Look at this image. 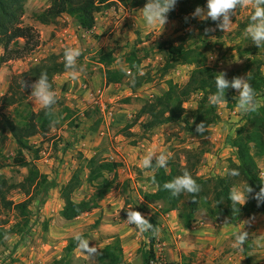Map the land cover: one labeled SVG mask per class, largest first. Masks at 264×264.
I'll return each instance as SVG.
<instances>
[{
    "label": "trees",
    "instance_id": "obj_1",
    "mask_svg": "<svg viewBox=\"0 0 264 264\" xmlns=\"http://www.w3.org/2000/svg\"><path fill=\"white\" fill-rule=\"evenodd\" d=\"M28 0H0V70L12 60L22 59L31 54L39 45L38 34L34 27L24 25L23 17ZM214 0H51L47 9L37 15L42 24H51L63 15H68L84 31H91L96 26V14L110 8L114 3L135 7L151 2L161 10L162 19H184L186 34L178 37V44L163 42L158 46L163 49L166 63L162 75L166 76L178 65L192 67L189 79L185 84L168 81V89L161 95L146 103L135 119L122 130L126 138L136 136L132 132L139 126L142 134L147 135L156 129L178 124L191 136L203 138L210 129L222 121L219 103H226L229 109L237 106L235 85L241 79L240 73L225 75L217 67L208 64V55L213 53L223 39L222 20L217 17L198 19L196 14L207 8ZM263 8L261 20H264V0H259ZM258 21L248 18L239 22L235 36L239 38V57L244 60L243 73L247 91L245 99L249 109L244 121L235 133L228 137V143L234 150V157L229 160L227 173L223 176L203 177L197 171L202 163L204 151L190 150L183 163L179 157L159 162L153 160L144 170L151 172L148 182L154 190H141V203L134 211L123 208L122 222H128L137 232H144L148 245L139 249L143 264H151L154 258V233L158 229L161 215L176 211L183 226L188 229L198 222V214L206 211L210 221H229L235 223L243 217L264 215V179L261 176V163H264V29L258 34H244L250 27L258 25ZM246 44V45H244ZM128 58L134 66L138 62L136 53ZM98 62L105 69L107 85L125 82V73L111 69L114 63V52L108 51L98 55ZM69 69L68 61L51 55L42 63L31 67L25 73L15 76L7 93L0 97L5 110L0 115V164L3 160L12 161V167L26 169L27 174L19 183H14L0 175V215L13 214L0 221V244H4L7 235L26 237L30 235L37 212L35 204H45L49 191L57 187L47 175L41 174L36 165L40 159V148L31 144L30 140L40 136L46 137L50 131L73 119L75 111L67 106L57 111L60 104L53 97L41 110L35 111L22 93V82H37L51 93L55 90V76ZM18 80H21L18 82ZM130 83L136 90L149 82V77L136 74ZM196 94H201L197 109L192 119H187L185 105ZM14 107L13 112L8 109ZM97 127V126H96ZM9 134L15 141L17 150L12 159L5 157L1 146ZM122 164L118 161L100 160L97 156L84 158L80 155L78 166L69 181L59 189L64 206L60 217L65 222L93 212L101 207V202L114 190L122 188L123 193L130 188V181H119L118 169ZM90 188L89 194L77 201L74 194L84 185ZM241 189L245 202L235 197V190ZM13 191L25 196L20 202L9 198ZM132 198H127L125 206L131 207ZM153 208L154 212L148 215ZM40 209V208H39ZM145 215V216H143ZM34 220V221H33ZM12 222V223H11ZM84 236L71 237L64 248V256L53 260L52 264H73L70 255L83 242ZM245 264H253L248 251L250 244L243 240ZM95 264H124V248L119 237L98 249L94 258Z\"/></svg>",
    "mask_w": 264,
    "mask_h": 264
},
{
    "label": "rangeland",
    "instance_id": "obj_2",
    "mask_svg": "<svg viewBox=\"0 0 264 264\" xmlns=\"http://www.w3.org/2000/svg\"><path fill=\"white\" fill-rule=\"evenodd\" d=\"M50 3L51 0L27 1L23 23L35 28L39 45L24 58L2 66L0 97L7 93L15 76L25 73L51 55H56L61 61H68L69 69L55 76L56 87L51 93L40 83L22 82L25 103L39 111L53 97H57L60 102L57 111L62 110L63 105L74 110L75 114L73 119L53 128L46 137L37 136L30 140L32 145L40 148V159L36 165L41 174L47 175L58 186L49 191L45 204L37 202L33 206V211L37 212L34 220L37 217L39 221L35 222L30 235L23 238L7 235L4 238V244H0V264H52L53 260L64 256V248L69 239L81 235L84 236L83 242L70 255L73 264H95L96 251L109 243L110 238L117 237L121 239L124 248V264H133L139 259L143 264L139 249L148 245V238L144 232H137L130 227L128 222L121 223L122 209L126 207L134 211L135 206L141 203V190H154L148 182L151 172L140 173L138 170L146 169L153 160L161 163L179 157L184 163L187 151L202 150L204 156L197 171L199 176L214 177L227 173L229 160L235 154L227 139L243 123L250 106L245 99L247 87L243 73L244 60L238 54L239 38L235 36V31L239 22L252 18L259 23L250 27L244 37L258 34L264 29V20H261L263 8L259 0H214L196 14L200 20L217 17L223 23V39L219 41L218 48L208 55V64L217 67L225 75L238 71L241 77L235 85L237 106L229 109L226 103H219L222 121L218 125L211 128L203 138L189 135L178 124L162 126L147 135H143L140 127L136 126L132 129L136 136L126 138L121 135V130L135 119L146 103L168 89V81L181 85L188 81L192 71L189 65H178L166 76L162 75L161 70L166 63L165 51L158 46L163 42L177 45L178 37L190 29L187 28L186 20L162 19L161 10L149 2L144 6L152 7L153 12L146 15L152 23L136 28L132 17L126 14L143 6H125L117 2L96 14L97 23L93 30L84 31L68 15L48 25L39 22L37 15L47 9ZM121 8L125 9L120 11ZM108 51L114 52L111 69L125 73V82L122 84L106 83V68L98 62V55ZM133 52L136 53L135 60L138 63L131 66L128 58ZM2 53L0 50V56ZM136 74L149 77V82L132 90L130 83ZM200 95L196 94L185 105V117L189 120L197 109ZM4 110L3 102L0 101V115ZM13 110L14 107L7 111L10 113ZM1 148L9 159L16 154V143L9 134ZM80 155L88 159L97 156L100 160L120 162L119 181L129 180L130 188L124 193L121 187L114 190L101 202L99 209L73 222H65L59 214L64 206L59 189L71 178ZM11 163V160L1 162L0 175L19 183L26 176L27 170L12 167ZM139 164L142 167L137 166ZM261 176L264 179V163H261ZM89 191V186L84 184L74 194L75 200H82ZM241 191L236 189L235 197L245 201ZM129 197L133 201L131 207L125 206ZM9 198L20 202L25 196L13 191ZM106 207L109 209L104 214ZM153 212L151 208L148 215ZM197 217L198 221L209 220L205 210H201ZM7 218L14 221L13 214L0 215L1 220ZM259 264H264V259Z\"/></svg>",
    "mask_w": 264,
    "mask_h": 264
},
{
    "label": "crops",
    "instance_id": "obj_3",
    "mask_svg": "<svg viewBox=\"0 0 264 264\" xmlns=\"http://www.w3.org/2000/svg\"><path fill=\"white\" fill-rule=\"evenodd\" d=\"M149 12H153L152 7L143 6L126 15L132 17L133 26L143 28L152 23L146 18ZM137 166L142 167L141 164ZM108 209L104 208V214ZM222 222L206 219L186 229L178 213L172 211L160 216L154 239L163 245L169 264H245L243 240L251 246L248 253L253 264H259L264 259V215L243 217L235 223ZM112 240L110 238L109 243Z\"/></svg>",
    "mask_w": 264,
    "mask_h": 264
},
{
    "label": "built area",
    "instance_id": "obj_4",
    "mask_svg": "<svg viewBox=\"0 0 264 264\" xmlns=\"http://www.w3.org/2000/svg\"><path fill=\"white\" fill-rule=\"evenodd\" d=\"M128 73H130V71H128ZM219 223L222 224L223 222L219 221ZM151 264H169L164 255L163 245L158 241H155L154 258L152 259Z\"/></svg>",
    "mask_w": 264,
    "mask_h": 264
},
{
    "label": "water",
    "instance_id": "obj_5",
    "mask_svg": "<svg viewBox=\"0 0 264 264\" xmlns=\"http://www.w3.org/2000/svg\"><path fill=\"white\" fill-rule=\"evenodd\" d=\"M133 264H142V261L139 259V260L134 261Z\"/></svg>",
    "mask_w": 264,
    "mask_h": 264
}]
</instances>
